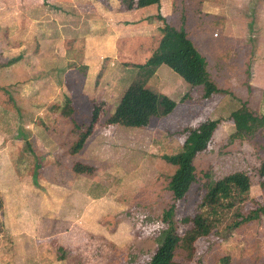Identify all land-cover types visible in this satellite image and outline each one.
<instances>
[{"label":"rangeland","instance_id":"obj_1","mask_svg":"<svg viewBox=\"0 0 264 264\" xmlns=\"http://www.w3.org/2000/svg\"><path fill=\"white\" fill-rule=\"evenodd\" d=\"M0 1V176L8 184V174L12 170L17 173L20 189L18 197L21 198L20 206L14 205V209L11 206L12 199L8 193L5 195V186L0 180V253L10 250L14 240V248L11 247L13 251L20 253L30 250L32 253L33 247L34 253H40V259H28L24 264H145L156 248V237L160 230L145 237L143 232L151 228H144V225L162 221L163 211L173 203L167 183L175 167L162 156L180 151L188 130L197 128L207 119H220L205 149L199 151L193 160L196 181L185 197L175 202L173 220L177 232L182 235L191 227V222L183 220L193 218L206 187L215 180L234 172H244L251 184L212 209L210 218L215 222L214 230L194 241L196 255L187 259L185 252L177 249L175 260L185 264H222L220 259L228 257L230 264H264V214L236 228L228 227L235 214L247 213L264 204V177L258 175L261 161H264V129L253 137L229 141V136L235 131L233 122L228 119L229 113L241 105L239 97L246 94L253 63L257 60L262 63L264 60V50L257 49L256 35L251 32L248 35L245 30L244 34L240 33L239 25L235 26L232 22L233 28L239 31L233 36L235 39L232 42L236 51H232L234 57L229 64L227 57L231 53V39L224 36L222 44L226 50L223 58L227 64L223 68L224 60L218 59L220 56L216 54L214 43H211L223 28L214 22L211 9L208 8L202 21L196 20L197 14L202 13L196 9L198 0L181 1L182 8L174 11L170 24L180 27L182 16H186L185 22L191 34L188 37L206 59L210 78L222 91L205 96L202 85L189 83L184 90L182 82L185 85L186 82L180 74L162 63L164 65L158 74L149 81L152 83L149 88L152 89L154 85L171 87L167 92L174 94L175 106L160 101L159 115L153 117L146 127L137 128L126 125L108 127L106 119L112 108L106 103L99 104V128L95 138H99L97 140L102 144L100 152L103 156L95 157L92 161L83 155L76 156V153L71 154L73 162H60L55 156L46 155L51 153L45 146L32 147L35 145L34 139L49 138L50 135L60 145L55 147L58 152L62 150V154L68 156L71 143L77 137L74 123L83 127L89 122L92 99L100 102V98L107 95L110 102L113 96L123 94L126 85L135 79V69L130 67L127 70L124 66L115 65L104 79L105 83L95 84L92 90L89 86L83 87L79 75L69 73L61 87V83L56 81L59 76L55 70L57 64L54 66L49 63L46 66L44 59L40 61L41 56L37 54L41 44L38 32L42 27L36 23L29 25L24 19L18 24L13 23L15 20L9 21L7 14L10 12L6 9L9 4L5 0ZM38 3L40 7L34 11V15L32 12L27 15H32L34 19L49 18L54 22L53 18L60 14L58 3L54 0H37ZM117 5L127 9L123 0ZM249 6L252 9H248L250 12L246 13L247 16L256 14L252 12V2ZM157 9L158 5L151 4L146 8V13L156 12ZM61 10V13L67 12L64 8ZM9 15L13 19L22 17L21 12ZM64 15L67 18L69 16ZM253 23L254 17L249 25ZM242 25L247 26V23ZM46 26L48 31H52V22H47ZM194 26H202L204 39L200 34V45L193 38L198 31H194ZM24 28L26 32L23 33ZM41 41L40 48L43 50L45 43ZM18 55L28 61V79L33 80L24 85L25 88L20 85L23 77L21 68L8 70V66L2 65ZM261 76L264 77V74ZM39 88L55 94V98L48 102L36 99L37 92L41 91ZM22 92L24 98L29 99H22ZM68 95L72 98L70 105L65 102V96ZM67 107L71 108L70 115L62 113ZM36 150L44 155L36 153ZM75 162L91 165L94 170L92 173H77L72 169ZM35 170L36 176H33ZM54 170L63 174L58 177L57 173L55 177ZM59 182L63 184L62 187ZM71 183L72 189L69 188ZM73 190L77 191L73 193ZM84 193L95 195L96 200L91 201L89 208L94 210L96 205L99 209L85 215L83 220L87 226L79 220L81 210H77L78 217L73 215L74 220L63 226L58 222L61 212L55 204L59 202V196L65 197L66 205L72 202L76 207L84 203ZM42 202H46L45 212L48 213L39 218L44 212ZM137 213L147 214L142 224L137 219ZM162 223L164 228L166 223ZM91 224L93 230H89ZM22 229H29L32 235L23 234ZM13 232L22 233L24 239L16 241L17 235L14 237Z\"/></svg>","mask_w":264,"mask_h":264},{"label":"crops","instance_id":"obj_2","mask_svg":"<svg viewBox=\"0 0 264 264\" xmlns=\"http://www.w3.org/2000/svg\"><path fill=\"white\" fill-rule=\"evenodd\" d=\"M119 1L120 0H54L55 3H58L57 7L60 9V14L58 15L56 14V17L53 18L55 22L54 23L52 19L49 20V18L40 17V19L39 18L34 19L32 18V15L31 16L27 15V13L30 12H32L34 15V11H37L39 9L40 5L39 3L36 4L37 0H5V2L9 4L6 6V9L8 10V12H10L9 14L13 15V13L21 12L22 15L21 19L18 18L13 19L12 18L13 16L7 14L8 19H10L9 21L15 20L13 23L18 24L19 22H21L22 19H24L25 22H27L29 25L30 24L33 25L36 23L35 25H37L38 27H42V29L40 28L38 34L41 36V39L45 43V46L43 50L42 48H40L42 47L41 45L42 41L41 39H39L41 44L38 46L37 54H40L41 56L40 61H42V58L44 59L46 66H48L49 63L54 66L57 64V68L55 70L56 72H58L59 76L56 79V81L61 83V87L62 85H64L66 81L67 74L75 73L81 77L83 87L89 86L91 87V90L93 89V87H95V84L98 83L100 85L101 82L105 83L104 79L107 78L108 74L113 70L112 68L115 65L124 66V68L127 70L130 67L131 68L133 67L135 69L134 74L136 75L138 70L137 68L134 67L133 64H138V65L144 64L149 59V57L158 49L160 42L163 38V32L161 31V28L163 27L164 22L170 24V21L174 15V11L177 9L181 10L182 8L181 1L183 0H160V5L156 10V12L149 11L148 13H146L147 12L146 8L149 5L128 10L125 8H119V6L117 5ZM33 2H35V4L30 5ZM250 2L253 3L254 10H252V12H256V14L253 13L254 16H252L253 14L251 16H247L246 14L250 12V10L248 9H252L249 6ZM113 3H115V5H111ZM111 7L114 8L117 7V8L114 9ZM61 8H64V11L67 12L61 13L62 11ZM207 8L211 9L210 12H212V15L214 16L215 19L214 22L223 28L221 30V34L217 35V38L213 37V40L211 41V43H214L216 54L220 56V58L218 59L224 60L222 61L223 68H226L225 64H227V62L229 64L231 63L230 62L232 60L231 58L234 57V53L232 54V51H236L234 49L235 46L233 45L232 42L235 39L233 36L235 34H238L239 31L237 30L238 28L237 29L233 28L232 22L234 23L235 26L239 25V27L241 28L240 33L244 34L243 31L245 30V32L248 35L250 34V32L251 34L256 35L257 36L256 42L258 47L257 49L259 51L264 50V9H263L264 0H198L196 9H199L200 11H202V13L197 14L198 17L196 18V20H198L199 22L202 21V17L207 12L206 11ZM157 13H159L163 19L161 20L157 19L155 17ZM63 14L69 15L68 18L63 17ZM253 17L255 18V23H253V25H249L250 20ZM185 19L186 16L184 17L183 19L184 21L182 23V18H181L180 25H183L185 30H187L186 32L188 36L191 34H190V29L185 22ZM239 19H244L246 22H243L244 20L242 21ZM47 22H52L53 24L52 31H50V29L48 31L46 26ZM199 22L196 25H198ZM244 23H247V26L242 25ZM201 27L202 26H198L197 28H195V26L193 27L194 31L198 30L197 34H195V36L197 35V37L193 36V38L197 40V43L199 45L201 44L202 41L200 34H202L203 36V30ZM26 28H24L25 30L23 29L24 31L22 30L23 33L26 32ZM12 34H15V32L14 33L12 32ZM224 36H229V38L231 39V51H230L231 53L228 54L229 56L227 57L228 59L227 62H225V58H223V53L226 50V47H224L222 44ZM47 41L48 43H46ZM16 45H19V43H17ZM16 57H18L17 61H14L13 63L10 64L6 63L2 65L8 66V70L9 69L17 70L21 68V72H22L21 75L23 77L25 76V78L23 77L21 78L22 83L20 85L21 88H25L24 85L28 84L29 82L30 83L33 82V80L28 79L30 74L29 66L26 63L28 61H26L23 58V56L18 55ZM163 65L164 64H160L158 67H156L153 74L147 80L145 87L149 88V86L152 85V83H150L149 81L153 80V78L158 74L159 70ZM25 68L27 69L25 70ZM262 74H264V60L262 63H260L259 60H257L255 61V63H253V69L250 80L248 81L247 84L246 94L244 96L239 97L241 101L246 102L247 106L254 113L259 115L264 114V77L261 76ZM135 75L133 78H135ZM50 79L54 81L52 77H50ZM130 82L126 85V88L130 84ZM184 85L185 83L182 82V89L185 90L188 83L186 82L185 87ZM217 87L220 89L219 86ZM57 88L60 89V86L59 87L57 86ZM39 89L41 91L37 92L36 99H41V101L43 102L44 101L48 102L51 99L55 98V94L54 95L51 94L50 91H47L44 88L43 89L39 88ZM152 89L158 95V102L165 101L166 104H172V105L174 104V94H170V92H167V90L171 89V87L161 88L159 85L157 86L154 85ZM21 95H22L21 98L23 99L25 97L24 93L22 92ZM121 96H122L121 93H119L117 96L116 95L113 96V99L110 102L107 100L109 99L107 98V95L102 96L100 98V102H96L94 101V99H92L91 109L93 108L94 104H98V105L99 104L103 105L104 103L109 104L112 109L111 112L108 114L109 116H111ZM93 98H95V95H93ZM26 99H29V97L24 98V100ZM71 99L72 98L70 95L65 96V100H66L65 102L71 103L72 102ZM170 112H168L167 114H169ZM109 116L107 117V119L109 118ZM113 126H125V125H122L120 123H110L108 127H113ZM29 127L31 126L29 125ZM126 127H131V126H126ZM98 128L99 125L97 120L91 134L87 137L82 148L79 150V152H77L76 156L83 155L84 158L92 161H94L95 157L103 156V154L100 152V147H102V144L100 143V141L97 140L99 138H95V132L97 131ZM104 130H107V128H104ZM48 136L49 138L46 137L35 138L34 139L35 145L34 146L32 145V147L38 148L39 145L45 146V149H50L49 153L51 154H46L48 155V157L55 156V158L58 159L60 162L61 160L66 162L68 161L73 162V155L69 154L68 156L65 157V155L62 154L63 153L62 150L61 152L60 150L58 152V149H56L55 147L56 145L57 147H59L60 145H58L55 142L54 137H51L50 135ZM45 151H49V150H45ZM37 152L38 150H36V153ZM38 153L44 155L43 152H38ZM55 170H54L55 177H57V175L59 177L60 175L63 174L61 171L56 172ZM8 175H9V182L7 181L8 184L6 183L4 177L0 176V180H2L3 182V187L5 186L4 187L5 195L7 193L9 194V197H11L12 199L11 206L15 209V206H20L19 204L21 203L20 200L21 198L18 197L19 195L18 193L20 191L18 186L19 177L17 173H15V171L13 170ZM59 186L62 187L63 184L59 182ZM70 186L71 187L69 188L72 189V183L70 184ZM79 189L82 190L83 187ZM85 190L86 189H84L83 191ZM76 191L77 190L75 191L73 190L72 192L74 193ZM83 196L85 197L84 203L76 207L74 206L75 205L74 203L72 204V202L66 205L64 203L65 197L59 196L60 198L59 202L55 203L59 211L61 212V214H59L61 217L59 218L57 217L58 222H61V224L65 226L68 221L74 220L75 217L73 215H76L78 217L77 210H81V214H79V218H80L79 220L81 222H84L85 226L88 225L87 222L83 220V218H85L86 214H91L92 212H95L97 209H99V207L98 206L96 207V205H94L95 206L94 210H91V208H89V206L92 203L91 201L96 200L94 198L95 195L91 196L84 193ZM38 200L39 199H37L36 201L38 202V206H39ZM45 204L46 202H42L44 212L38 216L39 218L41 216H45L44 214L48 213L45 212L47 210ZM92 225L93 224L89 225L90 227L89 230L94 229V226ZM22 230H23V234L26 232L27 235H32L29 229L28 230L22 229ZM13 233H14V237L17 235L16 241L18 239H22V238L24 239L22 233L20 234L19 232L18 233L13 232ZM11 239L13 240L14 238L11 237ZM13 243H15L14 240ZM13 243H11V247L13 246L14 248ZM27 243H29L28 240ZM11 247H9L10 250H7V252L0 253V264H20V263L24 264L25 262H27L28 259H36V258L40 259V255H39L40 253L39 254L34 253L36 251L33 249V247L31 249L33 251L32 253L30 252V250L29 251L26 250L18 253L11 250ZM42 256L43 255H41V258Z\"/></svg>","mask_w":264,"mask_h":264},{"label":"trees","instance_id":"obj_3","mask_svg":"<svg viewBox=\"0 0 264 264\" xmlns=\"http://www.w3.org/2000/svg\"><path fill=\"white\" fill-rule=\"evenodd\" d=\"M127 9H134L151 4L160 5V0H123ZM163 19L159 13L155 16ZM184 16H182V23ZM163 38L158 49L149 57L144 64H133L137 68V74L128 87L124 90L114 112L106 120L107 124L120 123L122 125L143 128L150 120L159 115L158 95L150 88L145 87L149 77L156 67L165 63L177 71L180 76L189 84L202 85L204 95L222 91L211 80L208 72L206 59L188 38L185 28L181 25L175 27L164 22L161 28ZM18 57L11 58L7 64L17 61ZM70 105V102H66ZM64 115L72 113L71 108L63 110ZM100 115V105L94 104L89 122L83 127L74 123L77 137L72 142L69 153L75 154L82 148L85 140L91 134L94 125ZM228 119L234 124L235 131L229 136V141L253 137L256 132L264 129V114L254 113L246 104L232 109ZM220 119H207L197 128L190 129L183 141L181 150L173 154H164L163 159L173 165L174 171L169 177L167 187L172 194L173 203L165 209L162 214V221L166 223L163 230H160L156 237V248L145 264H185L175 260V251L181 249L185 252L187 259L195 256L194 241L207 236L214 230L215 222L211 220L212 209L226 201L232 195L247 189L250 186V178L244 172H234L220 179L215 180L206 187L199 204L197 213L193 218L184 219V222L192 223L191 227L182 235L177 232L173 215L175 213V202L185 197L190 186L196 181L195 166L193 160L199 151L205 149L207 143L217 128ZM77 173H92L94 167L82 162H75L72 166ZM264 177V161H261L259 172ZM36 176V170L33 172ZM264 183V182H263ZM264 214V204L249 210L247 213L235 214L234 220L228 224L230 228H236L240 224L257 219ZM2 225L0 223V231ZM222 264H230L228 257L220 259ZM203 264V263H202Z\"/></svg>","mask_w":264,"mask_h":264},{"label":"clouds","instance_id":"obj_4","mask_svg":"<svg viewBox=\"0 0 264 264\" xmlns=\"http://www.w3.org/2000/svg\"><path fill=\"white\" fill-rule=\"evenodd\" d=\"M136 215H137V219L142 224L143 221L146 219V215L147 214L146 213H137ZM153 225H144V228H151L150 231H144L143 232V235L145 237H148V236H151V235L155 234V231H157V230H163V223H162V221H155V222H153Z\"/></svg>","mask_w":264,"mask_h":264}]
</instances>
